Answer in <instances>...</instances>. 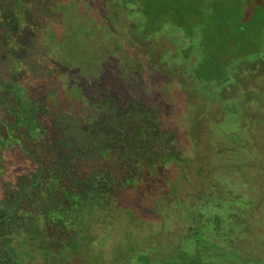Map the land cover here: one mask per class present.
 Wrapping results in <instances>:
<instances>
[{"label": "rangeland", "instance_id": "rangeland-1", "mask_svg": "<svg viewBox=\"0 0 264 264\" xmlns=\"http://www.w3.org/2000/svg\"><path fill=\"white\" fill-rule=\"evenodd\" d=\"M140 1L145 11L155 8L152 1ZM207 2L174 0L192 27L214 13L219 29L213 34L226 44L227 54L215 52V41H205L204 51L197 54L230 64L226 72V66L206 63L203 72L208 79L219 81L234 74L225 91L214 86L204 99L190 80L192 61L184 66L179 58L185 46L179 26L171 30L166 26L162 33L141 40L131 31L128 11L110 0H50L38 7L43 34L27 39L21 49L23 64L0 63V82L17 74L26 98L30 89L42 87L48 95V123L63 126L59 137L64 132L73 140L92 133L83 119L84 108L101 93H113L123 104L140 102L142 109L154 112L160 125L159 153L169 148L173 159L163 160L159 182L121 188L109 209L97 207L78 217L84 225L73 227L83 229L73 260H66L74 252L68 247L42 254L41 240H32L35 224L27 201L20 212L1 222L0 254L18 253L15 264H143L139 261L143 253L155 261L152 264H168L165 260L176 256L183 245L190 255L195 253L193 242L185 240L195 221L192 217L200 210L204 223L198 224L206 226L205 237L219 246L201 248V264H264V66L247 62L237 67L239 61L264 50V0ZM175 19H181L180 14ZM147 20L140 16L138 25ZM78 26L89 27L92 35L81 37ZM67 33L72 35L74 56L62 47ZM36 172L17 145L9 142L4 149L0 145L1 212L9 215L13 190L19 182H35ZM40 199L37 206L47 207ZM208 211L221 222L219 235L214 218L207 222ZM230 230L232 236L227 235ZM171 264H192V260Z\"/></svg>", "mask_w": 264, "mask_h": 264}, {"label": "trees", "instance_id": "trees-1", "mask_svg": "<svg viewBox=\"0 0 264 264\" xmlns=\"http://www.w3.org/2000/svg\"><path fill=\"white\" fill-rule=\"evenodd\" d=\"M47 1L50 0H0V63L15 61L19 65L23 64L21 49L27 39H34L39 33L43 34L45 24L38 7L46 4ZM110 1L112 5L128 11L132 19L131 31L141 40L162 33L166 26H171L170 30L174 29V26L184 30L185 46L178 55L186 62L184 66L192 61L190 80L196 86V93L203 96V99L214 90V86L224 90L231 81V76L234 75L232 73L217 81L208 79L203 72L206 63L211 67L227 68L225 69L227 72L230 65L227 64V60L218 64L217 57L197 55L200 51H204L205 41L207 44L215 41V52L219 56L228 52L226 44L221 43L222 34L221 38L217 39L213 34V30L219 29L216 18L212 19L214 13H211L203 24H198L199 27L197 24L192 27L190 20L188 23L185 13L175 5L174 0H146L144 4L152 1L155 7L146 8L148 11L142 9L140 0ZM206 1L211 5L217 2V0ZM59 10L64 18L65 7L61 6ZM138 14L146 15L148 20L138 25L137 20L140 19ZM179 14L181 19H175ZM107 24L108 28L113 30L110 26L112 24L109 22ZM137 25L143 27L141 31H136ZM78 29L79 35L83 38L92 35V30L87 26H78ZM71 37L72 35L67 33L63 35L61 42L64 43L62 46L64 50L74 56ZM247 62L255 66H264V50L255 58L239 61L237 67L241 69ZM80 67L82 69H79L89 78L86 69ZM19 81L20 77L15 74L11 81L0 82V131L5 133V136L1 135L0 145L2 149L9 142L17 145L18 150L27 156L28 162L36 167V181L19 182L10 196L12 202L9 208L13 207V210H8V213L10 212L8 216L5 211H0V224L9 216L20 212L21 204L27 201L28 206L32 207L30 216L35 224L32 240L35 243L41 240L42 254L49 256L54 249L68 247L75 252L70 257H66V260L70 261L73 260L72 255L77 253L75 248L78 243L77 238L83 232L82 228L78 230L73 228L76 225L80 227L84 225L80 223L78 217L94 212L93 209L97 207L102 210L109 209L121 193V188L125 190L130 186L140 187V184L146 187V182H159L161 167L163 163L173 159L172 152L168 148L165 154L159 153L161 149L157 148V144L162 137L159 136L160 125L154 112L142 109L141 103L134 100L123 104L124 100L114 97L113 93H101L96 99H91L92 103L88 102L89 104L84 108L86 116L83 119L92 128V133H89L88 137L73 140L64 132L59 137L63 126L56 125V122H53V126L52 123H48L51 117L46 91L42 87L32 88L26 98ZM48 127L50 130L47 129ZM168 142V140L163 141L164 146ZM144 191L149 192L146 188ZM210 197L208 195V198ZM40 198L48 203L47 207L37 206ZM196 213L199 218L198 215L192 217L195 221L190 235L185 240L187 243L193 242L195 253L190 255L191 252L183 245L178 249L176 256L165 260L168 264L172 261H190V259L192 264H201L204 262L200 255L203 253L201 248L208 246V250H213L215 246L219 247L211 244L205 237L206 231L203 228L206 226L198 224L204 223L200 219L201 212L199 210ZM206 215L207 222L209 218L210 220L214 218L212 221L216 222L215 231L219 235L222 232L219 218L213 211L206 212ZM205 224L208 226L207 223ZM201 230L204 232L201 233ZM232 233L234 232L230 230L227 235L232 236ZM227 235L225 234L226 237ZM18 258H20L18 253L10 256L0 254V264H15ZM139 261L143 264H152L154 260L142 253Z\"/></svg>", "mask_w": 264, "mask_h": 264}]
</instances>
